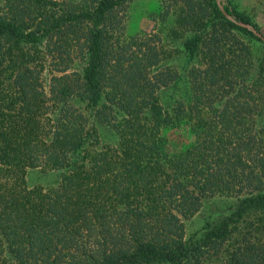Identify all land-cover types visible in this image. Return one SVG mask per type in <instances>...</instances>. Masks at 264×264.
I'll list each match as a JSON object with an SVG mask.
<instances>
[{"label":"trees","instance_id":"16d2710c","mask_svg":"<svg viewBox=\"0 0 264 264\" xmlns=\"http://www.w3.org/2000/svg\"><path fill=\"white\" fill-rule=\"evenodd\" d=\"M126 1H4L0 264H264V57L240 35L256 37L217 0H168L183 5L201 63L194 93L167 107L179 75L155 71L154 35L124 37ZM46 61L63 68L48 87ZM171 131L187 138L180 150ZM30 169L58 185L29 187ZM219 198L229 213L187 239L185 221Z\"/></svg>","mask_w":264,"mask_h":264},{"label":"rangeland","instance_id":"374dc122","mask_svg":"<svg viewBox=\"0 0 264 264\" xmlns=\"http://www.w3.org/2000/svg\"><path fill=\"white\" fill-rule=\"evenodd\" d=\"M4 1L0 0V12L4 7ZM57 1L79 2L81 0ZM170 3L168 0H127L117 13L119 21L117 26L121 29L122 34L125 35L124 37L155 36L156 41H154L153 45L158 47L161 55L160 66L155 68V71H168L170 69L178 73L177 81H180L176 86L172 84L169 89L162 93V103L165 106L172 103L173 99L186 98L194 93L189 70L192 66H198L201 63V59L191 57L185 48L186 42L194 36V32L193 27L187 24V20H183L185 16L183 5L177 2ZM228 5L234 7L238 12L248 15L251 23L248 25L255 28L264 38V0H224V9ZM253 36L255 35L253 34ZM240 37L249 44L255 59L264 57V41L256 36V38H251L252 36L249 35H240ZM37 50H41V47H38ZM82 66L83 64L75 57L67 68L68 73L77 72L81 70ZM55 69L51 62L46 61L41 75L43 84L46 87L49 86L53 76H61L63 74L59 72L63 71V68L59 71ZM182 134L179 131L168 132L176 150H180L187 139L182 137ZM26 182L31 188L50 189L58 185L59 176L56 172L30 169L26 175ZM232 201L226 198L207 201L204 208L197 215L185 221L186 238L201 237L209 227L210 222H214L219 217L229 213ZM240 233L238 231L236 235L239 236Z\"/></svg>","mask_w":264,"mask_h":264},{"label":"water","instance_id":"95a60500","mask_svg":"<svg viewBox=\"0 0 264 264\" xmlns=\"http://www.w3.org/2000/svg\"><path fill=\"white\" fill-rule=\"evenodd\" d=\"M223 1L224 0H218V5H219V8L221 9L222 13L224 14V16L229 20L231 21L232 23H234L235 25H238L239 27L241 28H244L250 32H252L256 37L260 38L262 41H264V38L261 34H259L257 32V30L255 28H253L252 26L248 25V24H245V23H241V22H238L232 15H229L225 9H224V6H223Z\"/></svg>","mask_w":264,"mask_h":264}]
</instances>
